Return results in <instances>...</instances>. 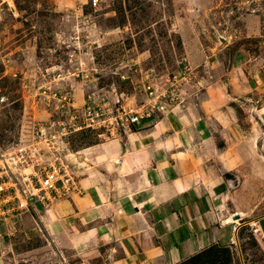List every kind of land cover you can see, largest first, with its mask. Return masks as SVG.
<instances>
[{
  "label": "rangeland",
  "instance_id": "1",
  "mask_svg": "<svg viewBox=\"0 0 264 264\" xmlns=\"http://www.w3.org/2000/svg\"><path fill=\"white\" fill-rule=\"evenodd\" d=\"M91 1L0 0V98L5 97L0 100V171L2 155L12 163L9 154L35 142L36 123L64 118L44 92L69 93L79 109L91 95L145 108L151 117L131 131L72 133L56 150L36 145L41 151L30 164L35 170L61 160L70 170L72 153L111 141L124 145L130 132H158L160 158L169 155L176 174L194 166L188 154L200 158L215 144L227 155L224 163L237 169V188L251 186L248 199L263 202L264 0H99L97 7ZM204 135L210 145L202 152L197 145ZM181 136L196 144L184 151ZM73 158L78 162L80 157ZM217 162L193 168L225 166ZM11 166L27 191L26 197L18 189L3 194L11 195L14 204L6 206L13 208L0 225V264L80 261L71 249H57L40 224V212L56 200L42 204L32 199L27 207L26 198L37 194L28 180L23 183L27 178L35 182L33 168ZM231 166L223 173L226 180L238 178ZM19 198L25 205L17 210ZM263 215L264 204L251 219ZM238 234L237 264H262L259 235L250 225Z\"/></svg>",
  "mask_w": 264,
  "mask_h": 264
},
{
  "label": "crops",
  "instance_id": "2",
  "mask_svg": "<svg viewBox=\"0 0 264 264\" xmlns=\"http://www.w3.org/2000/svg\"><path fill=\"white\" fill-rule=\"evenodd\" d=\"M143 133H128L124 145L111 141L77 152L78 162L67 158L76 190L40 212L50 242L80 256L75 264H181L212 246L230 249L237 264L238 230L252 228L256 220L264 256V215L251 219L264 201L248 199L254 191L249 185L237 188V169L224 163V150L214 144L211 154L187 156L193 167L208 161L225 166L176 174L172 158H160L158 132ZM180 139L184 151L196 144L189 136ZM205 145H210L207 135L197 146L203 152ZM229 165L238 178L224 179ZM235 214L241 217L238 224Z\"/></svg>",
  "mask_w": 264,
  "mask_h": 264
},
{
  "label": "built area",
  "instance_id": "3",
  "mask_svg": "<svg viewBox=\"0 0 264 264\" xmlns=\"http://www.w3.org/2000/svg\"><path fill=\"white\" fill-rule=\"evenodd\" d=\"M90 3L93 7H97L99 5V0H92ZM13 76L17 77L18 74L15 73ZM43 94H49L46 95L49 98L48 102L55 101L57 104L56 110L59 111L61 115L64 116V118L60 121L48 120L46 122L36 123L33 132L35 142L29 144L27 147L15 150V154L17 153L15 156L14 153L9 154V159H11L12 163H10L8 159H5V155H2L1 162L3 166L1 167L2 172L0 171V225L2 222L4 223V217L7 213H10V210L13 208H6V206L14 204L11 203V195H7L5 198H3V194L8 192L10 189H18L21 193L23 192V196L25 195L26 197L27 189H22L21 182L17 177H15L14 171L12 170V164H27L34 170L35 182L32 181V178L31 181L30 178H27L24 179L23 182L25 183L26 180H28L30 185L34 188L33 190L37 191L35 196H29V198H26L27 207L30 206L32 199H36L42 204L52 203L55 200L57 201L58 199L67 195L72 190H76V183L70 173L69 166H66L62 160L61 164H50L49 168H47V166H41V164H38L37 170H35V165H30L37 156V153L41 151V148H39L40 150L36 149V145L41 144L50 150H56L57 144L64 142V138L72 133L89 128H106L108 132H111V130L114 131L116 129L118 131L120 129H124L125 132L131 131V127L135 124H139L140 121L144 119V117H151V112H147L145 108L136 110L134 108L128 107V105H124V103H121L120 100H116L115 104H111V100L106 97L96 98L90 95L89 103L83 108L79 109L77 106H75V104L72 103L69 93L50 91V93L44 92ZM0 100L2 102L5 101V97L2 96ZM56 160H59V158ZM3 174L5 176H3ZM4 177L7 179L9 178V181H2ZM9 182L12 183L11 188L7 186ZM22 203L23 201L19 198L17 210ZM23 205L25 204L23 203ZM256 225V222L252 223V228L255 233L258 232Z\"/></svg>",
  "mask_w": 264,
  "mask_h": 264
},
{
  "label": "trees",
  "instance_id": "4",
  "mask_svg": "<svg viewBox=\"0 0 264 264\" xmlns=\"http://www.w3.org/2000/svg\"><path fill=\"white\" fill-rule=\"evenodd\" d=\"M181 264H233L231 250L212 246Z\"/></svg>",
  "mask_w": 264,
  "mask_h": 264
},
{
  "label": "water",
  "instance_id": "5",
  "mask_svg": "<svg viewBox=\"0 0 264 264\" xmlns=\"http://www.w3.org/2000/svg\"><path fill=\"white\" fill-rule=\"evenodd\" d=\"M239 218H240V215L237 214V215H235L234 220H237V219H239Z\"/></svg>",
  "mask_w": 264,
  "mask_h": 264
},
{
  "label": "bare ground",
  "instance_id": "6",
  "mask_svg": "<svg viewBox=\"0 0 264 264\" xmlns=\"http://www.w3.org/2000/svg\"><path fill=\"white\" fill-rule=\"evenodd\" d=\"M76 154H79V153H74V154L72 153L71 156H73V157L76 158V156H75ZM232 219H233V218H232ZM233 221H234V220H233ZM229 222H230V221H229ZM225 223H226V222H225Z\"/></svg>",
  "mask_w": 264,
  "mask_h": 264
}]
</instances>
